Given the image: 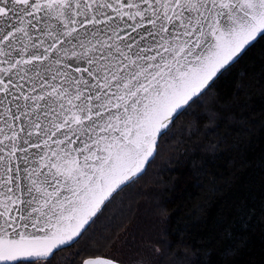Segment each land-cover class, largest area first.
Listing matches in <instances>:
<instances>
[{
	"label": "snow or ice",
	"instance_id": "obj_1",
	"mask_svg": "<svg viewBox=\"0 0 264 264\" xmlns=\"http://www.w3.org/2000/svg\"><path fill=\"white\" fill-rule=\"evenodd\" d=\"M262 42L264 0H0V264H236L242 250L264 264V199L227 205L201 248L169 230L167 201L139 243L118 223L177 118L210 151L226 143L195 109Z\"/></svg>",
	"mask_w": 264,
	"mask_h": 264
},
{
	"label": "trees",
	"instance_id": "obj_2",
	"mask_svg": "<svg viewBox=\"0 0 264 264\" xmlns=\"http://www.w3.org/2000/svg\"><path fill=\"white\" fill-rule=\"evenodd\" d=\"M264 42L252 48L232 69L217 81L216 86L196 107L197 112L215 113L222 121L221 131L229 132L225 144L215 152L198 139V134L188 138L192 117L177 118L182 131L165 145L157 166L149 176L138 182L136 189L124 196V213L118 221L120 230L127 229L130 241L140 242L141 236L155 235L160 226L161 213L157 202L167 201L168 228L180 230L188 244L201 248L205 241L215 234L218 221L224 215L227 205L244 196H251L259 204L264 199ZM241 71L247 72L241 77ZM255 79H250V78ZM254 86L245 92H238L236 85L241 80ZM260 80L259 84L255 80ZM255 120L251 125L249 120ZM210 123L201 119L195 126L203 128ZM231 127H228V126ZM243 129H250L243 131ZM211 142L215 137H210ZM192 156L193 151H197ZM166 167L173 169L167 171ZM207 160V163L204 161ZM203 166V171L195 169ZM164 169V170H162ZM159 173V174H157ZM162 189H166L162 191ZM251 247L261 246V232L254 233ZM175 247V246H174ZM183 251L182 246L179 248ZM247 250H242L236 264H246Z\"/></svg>",
	"mask_w": 264,
	"mask_h": 264
}]
</instances>
